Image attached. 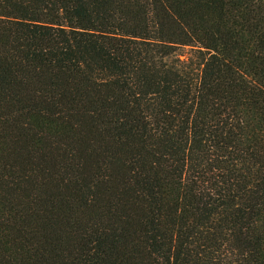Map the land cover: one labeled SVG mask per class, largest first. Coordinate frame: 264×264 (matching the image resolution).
I'll use <instances>...</instances> for the list:
<instances>
[{
    "label": "trees",
    "instance_id": "trees-1",
    "mask_svg": "<svg viewBox=\"0 0 264 264\" xmlns=\"http://www.w3.org/2000/svg\"><path fill=\"white\" fill-rule=\"evenodd\" d=\"M0 264H264V0H0Z\"/></svg>",
    "mask_w": 264,
    "mask_h": 264
},
{
    "label": "rangeland",
    "instance_id": "rangeland-1",
    "mask_svg": "<svg viewBox=\"0 0 264 264\" xmlns=\"http://www.w3.org/2000/svg\"><path fill=\"white\" fill-rule=\"evenodd\" d=\"M183 52H184V53H188V52H189V48H185V49L183 50Z\"/></svg>",
    "mask_w": 264,
    "mask_h": 264
}]
</instances>
